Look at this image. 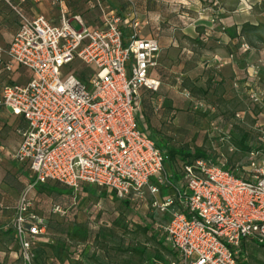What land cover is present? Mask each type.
<instances>
[{
	"label": "built area",
	"instance_id": "1",
	"mask_svg": "<svg viewBox=\"0 0 264 264\" xmlns=\"http://www.w3.org/2000/svg\"><path fill=\"white\" fill-rule=\"evenodd\" d=\"M0 1L19 18L9 46H0V59L7 55V71L16 64L31 73L26 83L2 88L0 107L25 121L11 158L27 163L36 183L56 180L74 192L88 184L132 202L147 196V210L160 217L152 232L173 253L162 264H238L242 246L264 243V148L250 149L235 171L224 159L196 158L171 182L165 154L141 114L140 89L160 86L148 75L160 47L155 38L140 36L135 11L122 17L103 0H89L102 20L89 28L80 15L62 11L53 24ZM74 60L95 66L88 83L74 75L61 80V68ZM250 97L261 103L264 88ZM263 116L262 110L257 118ZM255 126L264 141V122ZM161 187L165 194L158 199ZM30 207L25 192L13 223L27 261L44 228L42 219L27 214Z\"/></svg>",
	"mask_w": 264,
	"mask_h": 264
},
{
	"label": "rangeland",
	"instance_id": "2",
	"mask_svg": "<svg viewBox=\"0 0 264 264\" xmlns=\"http://www.w3.org/2000/svg\"><path fill=\"white\" fill-rule=\"evenodd\" d=\"M200 1L191 11L197 21H206L208 28L197 31L195 42L187 47L219 52L221 57L201 51L198 57L164 70L163 76H170L169 80L164 81V88L160 86L158 96L154 94L145 105L141 104V111L159 143L191 149L201 147L209 158L226 159L229 166H234L245 160L244 153L234 148V140L241 131L257 132L255 125L264 122V116L257 118L248 112L261 110L260 104L264 102L258 104L250 97L264 88V0H204L206 4ZM213 61L215 66H209ZM221 70L227 76L220 80L214 92H199L198 104L184 102L187 104L178 108L182 106L181 96L187 99L192 96L190 87L197 92L205 91L212 72L220 75ZM95 72V66L74 60L61 68V80L74 75L88 83ZM222 81L225 86L221 85ZM221 89H224L222 93ZM158 104L161 109H157ZM159 114L161 118L157 117ZM228 124L232 125L230 138L224 133ZM15 126L24 127V122L0 115V264H160L171 258L168 249L149 236L142 221L137 219L138 224L132 223L126 204L117 207L100 198L96 187H91L94 194L61 195L39 189V183H28L19 172V164L11 158ZM170 169L166 165V173ZM25 192L33 194L30 202L33 213L44 224L40 244H62L61 251L67 252L68 262L57 261L49 247L43 246L29 261L22 254L19 258L13 223L19 199ZM143 192L146 195L147 190ZM145 197L142 211L148 212V197ZM98 200L102 202L97 206ZM113 209L120 214L118 223L112 222ZM149 214L160 218L154 211ZM73 227L77 228V234L71 238ZM84 233L87 237L79 240ZM243 248L244 264H264V246L249 242Z\"/></svg>",
	"mask_w": 264,
	"mask_h": 264
},
{
	"label": "crops",
	"instance_id": "3",
	"mask_svg": "<svg viewBox=\"0 0 264 264\" xmlns=\"http://www.w3.org/2000/svg\"><path fill=\"white\" fill-rule=\"evenodd\" d=\"M13 5L17 6L26 16L33 17L35 15H43L50 20L53 24H58L59 16L62 11L69 15H80L84 23L89 28H95L102 24L100 14L96 9L89 5V0H10ZM105 3L115 8L119 15L122 17L132 16L135 11L136 19L140 23V36L145 38H155L159 44V62L162 75L164 70L169 71L180 63L198 57L199 52L206 54L209 53L213 56H220L221 53L208 52L206 49H189L188 43L195 42L197 31L208 28L206 21H197L195 14L191 11L196 4L200 5V0H103ZM204 1V0H202ZM224 1V0H222ZM204 4L205 1H204ZM179 12V13H178ZM178 13V14H177ZM19 25V18L15 11L7 5L4 1H0V46L6 49ZM144 28V30L141 29ZM131 29H126L125 38L128 37ZM8 57L5 53L1 55L0 59V92L2 86L8 80L12 84L26 83L30 77V71L14 64L11 71L5 69V63ZM216 62L213 61L209 66L214 67ZM152 78L157 79L156 71H152ZM183 75L182 73H180ZM168 76V75H167ZM225 72L220 71V75L212 72L211 77H214L208 86L213 91L220 80H225ZM151 77V76H150ZM170 77V76H168ZM174 76L171 77L173 79ZM169 80V78H167ZM221 83L222 86L225 84ZM198 84V83H197ZM162 88L165 87L161 82ZM195 96L186 98L180 97L182 108L188 102L199 103ZM187 102V103H184ZM0 115L12 117L20 120L19 116L11 114L10 110L4 107L0 108ZM25 124V121L22 120ZM26 126V124H25ZM21 139L20 131L13 130V142L10 147V153L16 149ZM165 194L164 190H160L157 194L158 199H161ZM171 258L173 253L170 252ZM169 258V259H171ZM167 261V260H166ZM165 262V261H164ZM163 262V263H164ZM162 264V262H160Z\"/></svg>",
	"mask_w": 264,
	"mask_h": 264
},
{
	"label": "trees",
	"instance_id": "4",
	"mask_svg": "<svg viewBox=\"0 0 264 264\" xmlns=\"http://www.w3.org/2000/svg\"><path fill=\"white\" fill-rule=\"evenodd\" d=\"M231 36H233V35L231 34ZM159 66H160V62H159V59H158L157 65L149 70L148 75L153 77L151 72L152 71H156V77H158L157 80H159L160 86H161V82L164 83V81H167L168 76H166V75L163 76V75H161L159 73V70H160ZM213 78L214 77H209L207 82H210ZM11 84L12 83L7 80L5 82V84L2 86V88L5 85H11ZM160 86H159V89H160ZM159 89L157 91H150V90H147L145 88H141L140 89L141 104L145 105L146 102H148V100H150V98L154 94H156L158 96L157 92H159ZM189 90L191 92V95L196 97V96H198L197 93H199V92L200 93H203V92H206V91L210 92V87L208 89H206L205 91H202V89H198V92H197V90L192 89L191 87L189 88ZM223 90L224 89H221V93L223 92ZM214 91L215 90H213L211 92H214ZM206 94H208V93H206ZM208 100H210V99L208 98ZM157 109H161L159 104H158V108ZM248 112H253V114L256 117H258L262 113V110H260L259 108H256V109H252V110L250 109V110H248ZM141 114H142V118H143V120L145 122V119H144L142 111H141ZM157 117L161 118V115L159 114V115H157ZM21 120H23V119L21 118ZM227 126L228 127L226 128V131H224V133L226 134L225 136L229 137L230 136V132L232 130V125L228 124ZM147 128H148V126H147ZM24 129H25V124H24V127H18V126L14 127L15 131H22ZM262 129H264V127H262ZM150 134H151V132H150ZM151 137L154 139V141L156 143V146L159 149H161L164 152V154H165V157H166V159L164 161L165 171H166V165H168V168H170V166H171V169H170L171 172H169L171 174V178H170L171 182H174V181H176L179 178L178 169H180L183 164L190 163L191 161H193L196 158L211 159V160L215 161L214 159L209 158V155L207 154V152L204 149H202L201 147H195V148L191 149V148H189L187 146H182V147L167 146L166 144L159 143L160 141H159V139H158V137L156 135H152L151 134ZM234 146H235L234 147L235 149L239 148L244 153L245 159H246L247 152L250 149H252V148L263 149L264 148V141L262 140V138H261V136H260L258 131L257 132H254L252 130L241 131L239 133L237 139L234 140ZM15 162H17V161H15ZM175 162H176V164H175L176 168H175V170H173V166L172 165ZM244 162H245V160H244ZM244 162L242 164H235L234 166H229L227 160L224 159L225 166L227 168L233 170V171H235L236 168L241 167V165H243ZM17 163L20 166V168H19L20 174L24 178H26L28 180V183H36L35 180H34L33 175L30 172L28 164L27 163H19V162H17ZM29 173L31 175H29ZM91 187H96V186L83 184L81 186V189L78 192H74L73 189L69 188L68 186H66V185H64V184H62V183H60V182H58L56 180H50L49 179V180H46L43 183H39L38 184V188L41 189V190H48L51 193H57V194H61V195H69L72 192H74L76 194H79V193L94 194V191H93V189ZM96 188L98 189V195L100 196V198H105V200L108 201L109 203H115V205L117 207L120 204H122V203L126 204L127 212L129 213V219L132 221V223L138 224L137 219L139 221H142L144 223L145 229H147V233L149 234V236L153 237L154 240L159 245L163 246L164 248L168 249L169 252H171L170 249L168 248V246L164 243V241L158 240L156 235H155V233L152 232V225H153V223L155 221V218H153L149 214L150 213L149 211L148 212L142 211V208H145L144 207L145 206V202H144L143 199H138V200H136L134 202L130 201L129 199H118L114 195V193L107 192L106 189L101 188V187H96ZM161 190H163L162 187H161ZM32 196H33V194H31V192L27 193V200L29 201V203L33 200ZM101 202H102L101 200H98L95 203V205L98 206V205H100ZM30 205H31V203H30ZM27 214L28 215H34V216L38 217L37 215H35L33 213L32 205H31V207H30V209H29ZM113 216H114V218H113L112 222L116 223L118 221V218L120 217V214H119L118 210L113 209ZM76 229L77 228L73 227V229H72L73 233L71 234V238L74 237L73 235L76 236V234H77ZM86 234L87 233H84L82 235L81 239H79V240L84 241V239L87 237ZM13 235H14L15 241H16V243L18 245L19 258L21 259L22 257H21V251H20V248H19L18 237L16 235V232H15L14 228H13ZM257 245L258 246H264V243L257 244ZM42 246L43 247H49V249L52 251V253H53V255H54V257H55V259L57 261L63 262L65 260H67V262H68L70 260V259H68L67 252H64V254H63V252L61 251L62 244L59 243V244L56 245L54 243H51V244H47V245H41L39 240L33 241V243H32V246H31L32 256H34V252H36V250L41 249ZM244 246H242L241 251H240V253L238 255V258H237L238 264H244L243 263L245 261L244 255L246 254V251L243 248ZM42 252H44V251H42ZM157 258L161 259L160 256H157Z\"/></svg>",
	"mask_w": 264,
	"mask_h": 264
}]
</instances>
